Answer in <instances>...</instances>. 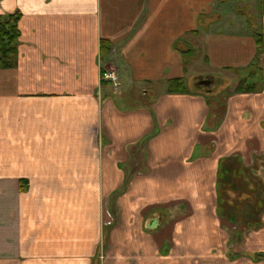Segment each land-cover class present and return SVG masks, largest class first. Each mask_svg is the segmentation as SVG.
I'll return each mask as SVG.
<instances>
[{
	"label": "crops",
	"instance_id": "1",
	"mask_svg": "<svg viewBox=\"0 0 264 264\" xmlns=\"http://www.w3.org/2000/svg\"><path fill=\"white\" fill-rule=\"evenodd\" d=\"M244 9L264 0H0V15L20 13L17 65L0 69V264H264V214L257 257L232 261L215 215L219 184L264 202V84ZM187 63L218 90L234 73L257 92L167 94L188 85Z\"/></svg>",
	"mask_w": 264,
	"mask_h": 264
},
{
	"label": "rangeland",
	"instance_id": "2",
	"mask_svg": "<svg viewBox=\"0 0 264 264\" xmlns=\"http://www.w3.org/2000/svg\"><path fill=\"white\" fill-rule=\"evenodd\" d=\"M240 1H242V0H240ZM243 11L247 15H249V12H250V14H252V21H255V22H256V18H258L259 15L262 13L261 9L259 11L257 9V11L255 12V15H253L252 11H250L249 9H246V10L244 9ZM249 24H250V27L254 31L259 30V28L256 24H251V23H249ZM262 34L264 37V26L262 27ZM258 57H259L261 62H257L258 58H256L255 61H253V64H255L257 62V66L259 67L258 71L261 72L260 74L256 75L258 77V79L262 82L261 84H258L257 90H259L262 87V84H264V78H262V76H263L262 74L264 71V51L261 52V54ZM186 62H189L187 58H186ZM185 67L187 68V70L189 72L188 77H187L188 85L186 84L188 86V89L191 91L195 90V91H198L201 93H204L205 91L207 92L209 90V87H211V86H209L208 88L199 86L197 84V82L200 81L201 79H197V80L194 79L195 78L194 74L196 73V71L194 69L190 70L191 65H189V63H187L185 65ZM191 77H193L194 81L196 80L195 84L193 83ZM245 78H247V77L245 76ZM228 80H229L228 82H229L230 86H225V90H228L230 92L232 90H234L239 85V83L241 82V78H239V77L236 78V74H234V73H232L229 76ZM197 86L200 87L199 90L197 89ZM166 88H167V85H166ZM223 88L224 87H220L218 90V87H212L211 92L213 94H211L209 97H222V95H223L222 92L224 90ZM127 92H126L127 94L125 96H123L122 98L125 100H132L133 96H131V94L133 93V91L129 90ZM188 95H194V93H188ZM206 106L208 109L209 108L208 105H206ZM238 140H239L238 138L229 139L227 143H235L236 144V142H238ZM188 142L190 143L191 139H188ZM257 157H261V156H257ZM193 165H195V164H193ZM185 183H187V182L185 181ZM217 183H220L219 179L216 180V184ZM195 184H196L197 191H199V190L204 191L205 180L203 178L197 177L195 180ZM189 188H192V186L190 185ZM227 188L228 187H226V186L221 187L220 184L217 187H215V189L217 190V192H215V194L216 193L218 194V199H219L220 191L222 190L223 203H218V204H220V207L218 205V209H217V213L220 214L221 216L217 215L216 212H215L216 213L215 214L214 210H211V207H209V211L212 214L216 215V219L218 220V223L220 226L219 229L223 230V232H225V235L228 239V243L236 241V243L233 244L232 246H227L228 244L226 245V243L224 242V244L222 245V248H221V253H223V255L228 254V253H232L233 255H235V258L239 257V259H242V258L245 259L246 258L245 256H252V255L254 257H257V254H256L257 252L251 253L250 255L247 254V252H255V251H251V248L249 247V244H248V240L251 237V235L253 234V232H251L250 230H254V229L250 228L248 226L251 224H254L256 222H259L261 224V222H260L261 216L264 214V212H263L264 205H262V204H264V202L260 203L258 201L259 198H256V200L255 199L252 200L251 194H250V196H247V195L242 194V193L239 194L236 191H231L230 189H229L230 191L228 192ZM236 188H238L240 192L244 191L245 193H246V191L251 189V187L249 189L247 186H238ZM212 199H213L212 204H214V198H212ZM202 204L204 205V203H202ZM209 204H210V202H209ZM221 204H223V210L221 208ZM106 206H107V203L105 202L102 206L103 207V214L107 213L109 210V207L108 206L106 207ZM225 210L228 214H231V216H232L230 218V220H228L230 225L224 224L222 221V215L224 216ZM161 215H162V213L157 212L156 214H153L151 217L149 216V221L151 219H156L158 221V219H159V217H161ZM256 215H259L260 218H258V219L255 218ZM263 218H264V216H263ZM106 219L107 220L109 219L108 216H106ZM112 222L114 224L115 219H113ZM236 232L238 233L239 236H235ZM259 252H262V251H259Z\"/></svg>",
	"mask_w": 264,
	"mask_h": 264
},
{
	"label": "trees",
	"instance_id": "3",
	"mask_svg": "<svg viewBox=\"0 0 264 264\" xmlns=\"http://www.w3.org/2000/svg\"><path fill=\"white\" fill-rule=\"evenodd\" d=\"M20 17L19 12H15L13 14L0 15V69H10L15 68L17 65V49L19 45V29H18V19ZM256 48L259 50L262 48V39L260 34L254 33ZM107 45L105 42H101V47L104 48ZM108 46V45H107ZM175 48L181 49V43L175 45ZM261 53H257V57ZM256 60V59H255ZM257 65L252 63L251 67L254 69ZM166 93L167 94H188L190 93L184 79H173L167 82ZM200 87L197 86L199 90ZM255 92V87L251 85H247V80L243 79L239 83V85L232 90L231 92L228 90H223V99L226 101L231 95L234 94H244V93H253ZM207 104H210V100L218 99V97H209L212 92L207 93L206 91L203 93ZM222 187V186H221ZM222 193V190H221ZM261 222V221H260ZM248 227L253 228L254 230H258L262 227V223L256 222L254 224L249 225ZM253 231V230H250ZM235 256V255H234ZM259 256H264L261 254ZM232 258H235L232 256ZM231 258V259H232Z\"/></svg>",
	"mask_w": 264,
	"mask_h": 264
},
{
	"label": "flooded vegetation",
	"instance_id": "4",
	"mask_svg": "<svg viewBox=\"0 0 264 264\" xmlns=\"http://www.w3.org/2000/svg\"><path fill=\"white\" fill-rule=\"evenodd\" d=\"M261 6H262V5H261ZM263 12H264V10H262V13L259 15V17L262 16ZM247 16H248V15H247ZM245 21H246V25H247L248 28H251L249 23H251V24H256V22H253V21H252V17H250V12H249V16H248V18H247ZM256 25H257V24H256ZM262 27H263L262 24L259 25V26H258V28H259L258 31H254V30L251 28V29L254 31V33L260 34L261 39H262V44H263V46H262V48L259 49V50L256 49L257 53H261V52L264 51V37H263V34H262ZM254 33H253V34H254ZM258 62H259V61H258ZM258 68H259L258 66H256V67L254 68L255 71L257 70V71H256V75L261 73V72L258 71ZM263 74H264V71H263ZM263 74H262V75H263ZM262 78H264V77L262 76ZM244 79L247 80V78H244ZM241 80H243V79H241ZM258 82H259V83H262L260 80H258ZM213 83H214V81H213ZM252 85L255 87V89L257 88V86H256L254 83H253ZM262 85H263V84H262ZM201 87H202V86H201ZM212 87H214V84H212L211 87H210L209 89H211ZM257 91H258V90H257ZM257 91H255V92H257ZM261 228H262V227H261ZM261 228H260V229H261ZM260 229H259V230H260ZM251 232H252V231H251ZM235 236H239L237 232H236ZM227 258H228L229 260L232 261V260H233V258H232V254H231V253L227 254ZM231 258H232V259H231Z\"/></svg>",
	"mask_w": 264,
	"mask_h": 264
},
{
	"label": "built area",
	"instance_id": "5",
	"mask_svg": "<svg viewBox=\"0 0 264 264\" xmlns=\"http://www.w3.org/2000/svg\"><path fill=\"white\" fill-rule=\"evenodd\" d=\"M101 80L111 84L114 91H117L119 87L118 77L113 68H106L101 71Z\"/></svg>",
	"mask_w": 264,
	"mask_h": 264
},
{
	"label": "water",
	"instance_id": "6",
	"mask_svg": "<svg viewBox=\"0 0 264 264\" xmlns=\"http://www.w3.org/2000/svg\"><path fill=\"white\" fill-rule=\"evenodd\" d=\"M213 81H211L210 79H206V78H204V79H201L200 81H198L197 82V84L199 85V86H202V87H205V88H208L209 86H211L213 83H212ZM210 88V87H209ZM211 92V89H209L208 91H207V93H210Z\"/></svg>",
	"mask_w": 264,
	"mask_h": 264
}]
</instances>
